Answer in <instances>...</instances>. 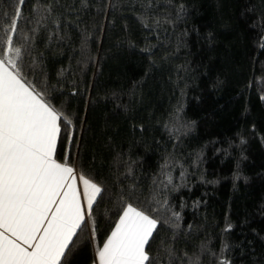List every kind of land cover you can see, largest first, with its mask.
I'll return each mask as SVG.
<instances>
[{
	"label": "trees",
	"instance_id": "1",
	"mask_svg": "<svg viewBox=\"0 0 264 264\" xmlns=\"http://www.w3.org/2000/svg\"><path fill=\"white\" fill-rule=\"evenodd\" d=\"M99 194L58 264H95L128 207L145 264H264V0H0V59Z\"/></svg>",
	"mask_w": 264,
	"mask_h": 264
},
{
	"label": "crops",
	"instance_id": "2",
	"mask_svg": "<svg viewBox=\"0 0 264 264\" xmlns=\"http://www.w3.org/2000/svg\"><path fill=\"white\" fill-rule=\"evenodd\" d=\"M2 106L0 264H58L89 216L99 189L74 169L57 163L55 143L41 131L22 138L5 129ZM14 121L11 109V128L17 126Z\"/></svg>",
	"mask_w": 264,
	"mask_h": 264
},
{
	"label": "rangeland",
	"instance_id": "3",
	"mask_svg": "<svg viewBox=\"0 0 264 264\" xmlns=\"http://www.w3.org/2000/svg\"><path fill=\"white\" fill-rule=\"evenodd\" d=\"M0 60L2 62H0V103L3 105V127L22 138H26L27 134L41 131L56 145L57 115L38 94L26 85L7 57ZM11 109L15 118L14 122L17 121V126L12 128L9 123ZM95 187L98 189L97 186ZM127 209L130 210L129 213L125 214L106 243L95 250V264H145V246L156 223L132 207ZM130 212L133 214L131 215Z\"/></svg>",
	"mask_w": 264,
	"mask_h": 264
},
{
	"label": "built area",
	"instance_id": "4",
	"mask_svg": "<svg viewBox=\"0 0 264 264\" xmlns=\"http://www.w3.org/2000/svg\"><path fill=\"white\" fill-rule=\"evenodd\" d=\"M76 173V172H75ZM77 174V173H76Z\"/></svg>",
	"mask_w": 264,
	"mask_h": 264
}]
</instances>
